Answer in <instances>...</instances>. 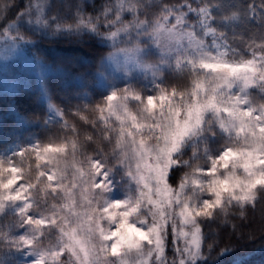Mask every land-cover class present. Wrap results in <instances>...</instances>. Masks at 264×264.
<instances>
[{
  "label": "snow or ice",
  "instance_id": "obj_1",
  "mask_svg": "<svg viewBox=\"0 0 264 264\" xmlns=\"http://www.w3.org/2000/svg\"><path fill=\"white\" fill-rule=\"evenodd\" d=\"M16 8L0 0L5 54L57 38L109 51L90 76L85 57L58 65L97 99L42 86L56 131L0 151V264H201L211 225L264 216V0Z\"/></svg>",
  "mask_w": 264,
  "mask_h": 264
},
{
  "label": "trees",
  "instance_id": "obj_2",
  "mask_svg": "<svg viewBox=\"0 0 264 264\" xmlns=\"http://www.w3.org/2000/svg\"><path fill=\"white\" fill-rule=\"evenodd\" d=\"M26 1L16 0L20 8L13 9L12 13H9L10 19L14 18L16 11L25 6ZM87 11H90V8ZM6 23L0 21V28ZM35 45V50L30 45H24V48L35 59L38 58L36 55L42 56V62L48 67L45 84L54 103H61L65 96L77 97L82 93H87L93 100L98 98V93L102 89L90 79L83 81L76 78L68 79L58 65L70 58L85 57L88 63L84 67L90 76L100 57L109 50L107 47L95 41H87L86 45H82L60 38L51 42L38 39ZM81 70L83 69L80 66L73 69V71ZM29 81L26 75L20 73V82L15 91H4L0 88V134L11 137L13 129L21 125L34 138L45 139L56 131L51 125L45 126L42 123L46 107L38 89L26 85ZM71 102L76 104L80 100L73 98ZM232 221L237 225L236 233H233L231 223L220 228H217L216 224L209 227L210 235L216 243L208 258L201 264H232L238 260L240 264H264V216L259 206L256 211L249 213L248 220L241 221L233 214Z\"/></svg>",
  "mask_w": 264,
  "mask_h": 264
},
{
  "label": "rangeland",
  "instance_id": "obj_3",
  "mask_svg": "<svg viewBox=\"0 0 264 264\" xmlns=\"http://www.w3.org/2000/svg\"><path fill=\"white\" fill-rule=\"evenodd\" d=\"M49 2L52 4H58L60 6L59 10L64 12L65 4L72 5L81 2V0H49ZM87 2H91L92 4L93 0H83L84 4ZM94 11L95 8L90 10L93 14ZM65 14L70 15V11ZM3 46H5V42L0 41V88L7 91H14L20 82V73H22L26 74L31 79L26 85L31 86L32 88H37L41 96L42 86L45 87L43 80L48 68L44 67L40 59L36 61L32 55L26 53L22 45L15 46L7 54L4 53L2 49ZM44 102L47 107V102ZM12 134L11 137L7 134H0V151L17 143L24 142L30 137L34 138L33 135L28 133L22 125L21 127L14 128ZM233 264H240V261H236Z\"/></svg>",
  "mask_w": 264,
  "mask_h": 264
}]
</instances>
